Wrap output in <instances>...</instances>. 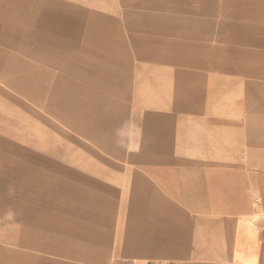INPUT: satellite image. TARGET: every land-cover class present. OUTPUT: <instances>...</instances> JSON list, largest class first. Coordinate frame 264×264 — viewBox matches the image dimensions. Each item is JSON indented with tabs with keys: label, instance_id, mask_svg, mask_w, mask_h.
I'll use <instances>...</instances> for the list:
<instances>
[{
	"label": "crops",
	"instance_id": "obj_1",
	"mask_svg": "<svg viewBox=\"0 0 264 264\" xmlns=\"http://www.w3.org/2000/svg\"><path fill=\"white\" fill-rule=\"evenodd\" d=\"M82 57L109 59L131 88L169 73L190 92L134 117L145 141L114 147L133 155L99 165L115 171L100 193L24 202L0 264H264V0H0V72L35 80L38 68L57 72L52 60ZM9 124L4 136L19 138ZM30 167L0 153L1 204L22 206Z\"/></svg>",
	"mask_w": 264,
	"mask_h": 264
},
{
	"label": "rangeland",
	"instance_id": "obj_2",
	"mask_svg": "<svg viewBox=\"0 0 264 264\" xmlns=\"http://www.w3.org/2000/svg\"><path fill=\"white\" fill-rule=\"evenodd\" d=\"M118 3H113V8L117 7ZM114 12L119 13L115 9ZM149 32L153 31L148 30ZM163 35H166L165 32ZM179 41L186 44L187 39ZM119 46L120 44H115L111 53L115 51L116 56L118 53L120 55ZM132 46L134 53L140 51L139 44ZM102 48L103 45L99 44L98 53L106 55L107 52H103ZM87 53L91 54L89 51ZM95 59L82 57L81 64L70 68L64 60L48 62L47 65L53 66L57 72L45 67L38 68L41 72L48 70V79L42 89L36 88L37 93L32 91L40 96L50 93L47 97L48 103H44L45 97L39 96L33 100L28 93L26 95V92H21L16 86L15 82L20 79L15 80L12 74L0 72V117H7L11 124L16 121L17 124L11 127V132H17L19 136L18 138L15 133L12 136H4V131L0 129V153H7V156L13 159L22 158L31 166L25 176L19 172L23 182L20 185L22 206L15 201L16 206L0 203V263L8 260L5 256L7 254L2 251L8 246L7 229H16L14 237L21 238L20 219L24 202L57 199L58 204L59 197L62 202L63 197L78 196L76 194L79 193L76 192L88 195L100 193L102 185L113 181L114 177H110V174L114 175L115 171L101 172L99 165L116 161L126 162L131 160L130 156L133 155L128 152L126 155L116 156L113 153L114 147L118 152H136L141 141H145V138L138 137L143 129L135 128L134 117L151 110L163 112L175 109L174 97H185L190 92L187 82L172 84L173 82L169 81L172 74L169 73H161L165 79H161L160 86H155V83L148 87V84L142 86L139 83V87L131 88L133 82L125 77L126 74H121L115 67L109 66V59ZM139 60L138 58L135 64L139 63ZM127 67L131 68V65ZM22 80V86L26 88L38 82ZM61 80L64 87L56 93L53 88L55 84L60 85ZM96 93L101 95L99 101L94 99ZM105 115L106 117H103ZM90 117V123L87 122L89 124H81ZM113 119L120 126L115 132L113 123L110 122ZM3 124L4 122H1L2 126ZM34 124L38 126L34 127ZM88 130L95 132L93 136L82 134ZM114 135L116 139H113ZM103 137L107 139L106 143L103 142ZM102 173L107 174L108 178L102 177ZM12 183V198L20 200L17 196L20 195V189L15 181ZM5 185H10V182ZM25 205L27 209L28 205Z\"/></svg>",
	"mask_w": 264,
	"mask_h": 264
},
{
	"label": "bare ground",
	"instance_id": "obj_3",
	"mask_svg": "<svg viewBox=\"0 0 264 264\" xmlns=\"http://www.w3.org/2000/svg\"><path fill=\"white\" fill-rule=\"evenodd\" d=\"M123 65L125 66H130L131 64H130V62L128 61L127 63H123ZM47 69L44 71V72H41L40 70H38L37 69V71H36V79H35V81L37 80L38 82H35L32 86H29L28 88H26V87H23L22 86V81L23 80H19L17 83L15 82V84H16V86L17 87H19L20 88V90L21 91H23V92H26V93H28L29 95H30V97L33 95V97H35V98H37V97H39L40 95L39 94H36L37 93V91H36V88H41L42 89V87H43V85H44V82L45 81H47ZM41 77V78H40ZM29 80V79H28ZM39 80H42V81H40L39 82ZM29 82V81H28ZM51 85V84H50ZM64 87V85H63V81L61 80L60 81V85L59 84H55V87L53 88V89H55L56 91H54V92H56V93H59L58 92V90H61L62 88ZM32 90H34L36 93H33V91ZM44 91V90H43ZM42 92V91H41ZM50 94V93H49ZM49 94H43L42 96H40L41 98L43 97H45V99H44V103L46 102V103H48V100H47V97H48V95ZM1 122H4V124L5 123H11L10 121H9V119H7V117H0V123Z\"/></svg>",
	"mask_w": 264,
	"mask_h": 264
}]
</instances>
